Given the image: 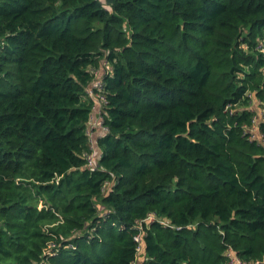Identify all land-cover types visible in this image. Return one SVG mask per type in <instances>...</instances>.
Returning <instances> with one entry per match:
<instances>
[{
    "label": "trees",
    "instance_id": "1",
    "mask_svg": "<svg viewBox=\"0 0 264 264\" xmlns=\"http://www.w3.org/2000/svg\"><path fill=\"white\" fill-rule=\"evenodd\" d=\"M259 42L264 0H0V264H264V145L226 111L264 103ZM150 213L180 229L136 251Z\"/></svg>",
    "mask_w": 264,
    "mask_h": 264
},
{
    "label": "built area",
    "instance_id": "2",
    "mask_svg": "<svg viewBox=\"0 0 264 264\" xmlns=\"http://www.w3.org/2000/svg\"><path fill=\"white\" fill-rule=\"evenodd\" d=\"M255 51L259 53L264 60V42H259ZM106 62H103V66ZM103 69H101L102 71ZM104 76H102L101 72L96 71L93 74V79L91 83L87 86L85 93L86 97L93 101V108L90 120L87 124V135L89 137L90 149L94 151V144L96 141L106 135L108 129L103 125V107L106 104V97L104 94L105 84L103 83ZM264 82V78H263ZM247 103L242 104V102H237L236 104H231L226 106V111L229 114H234L236 111L248 110L252 113L251 126L245 128V134L248 136L250 141H258L264 145V140L260 133V126L264 122V103L257 99L254 94H247ZM256 102V106L253 104ZM252 130V133L250 132ZM256 130V132H254ZM258 133H260V139L258 138ZM97 153H93L90 155H85V160L87 162V167L91 170L95 169V162ZM153 223H160L164 227L175 228L170 225L167 221L165 222L159 216L154 213L148 214L144 219L138 222V233L134 237V241L137 242L138 246L136 251L140 250V242H141V233L143 231V227H148ZM179 230L180 228H175ZM68 248L74 249L73 244H69ZM60 252V249L55 246L54 243L49 242L48 246L45 247L43 251V255L48 257H55ZM224 257L226 259L227 264H262L260 261L253 260H245L242 259L235 249L231 246H226L224 250Z\"/></svg>",
    "mask_w": 264,
    "mask_h": 264
},
{
    "label": "rangeland",
    "instance_id": "3",
    "mask_svg": "<svg viewBox=\"0 0 264 264\" xmlns=\"http://www.w3.org/2000/svg\"><path fill=\"white\" fill-rule=\"evenodd\" d=\"M256 102H257V100H256L255 103L253 104L254 107L256 106ZM250 132L252 133V130H251ZM254 132H256V130H255ZM258 138L260 139V133H258Z\"/></svg>",
    "mask_w": 264,
    "mask_h": 264
}]
</instances>
